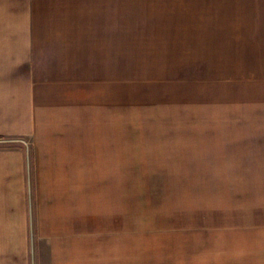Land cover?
Instances as JSON below:
<instances>
[{
  "label": "crops",
  "instance_id": "obj_1",
  "mask_svg": "<svg viewBox=\"0 0 264 264\" xmlns=\"http://www.w3.org/2000/svg\"><path fill=\"white\" fill-rule=\"evenodd\" d=\"M50 7L0 0V264H264V73L117 79Z\"/></svg>",
  "mask_w": 264,
  "mask_h": 264
},
{
  "label": "rangeland",
  "instance_id": "obj_2",
  "mask_svg": "<svg viewBox=\"0 0 264 264\" xmlns=\"http://www.w3.org/2000/svg\"><path fill=\"white\" fill-rule=\"evenodd\" d=\"M47 4L51 7L44 12L36 10L37 20L65 34L82 33L101 50L110 30L117 79L172 82L264 73V0Z\"/></svg>",
  "mask_w": 264,
  "mask_h": 264
}]
</instances>
